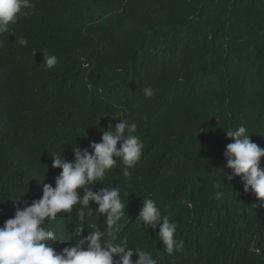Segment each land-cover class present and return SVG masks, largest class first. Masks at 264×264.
Masks as SVG:
<instances>
[{
    "label": "trees",
    "instance_id": "16d2710c",
    "mask_svg": "<svg viewBox=\"0 0 264 264\" xmlns=\"http://www.w3.org/2000/svg\"><path fill=\"white\" fill-rule=\"evenodd\" d=\"M0 264H264V0H0Z\"/></svg>",
    "mask_w": 264,
    "mask_h": 264
}]
</instances>
